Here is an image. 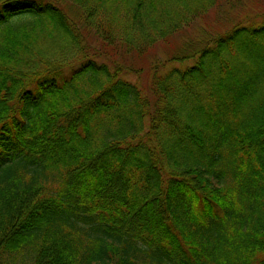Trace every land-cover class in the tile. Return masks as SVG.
I'll return each instance as SVG.
<instances>
[{
    "label": "trees",
    "instance_id": "trees-1",
    "mask_svg": "<svg viewBox=\"0 0 264 264\" xmlns=\"http://www.w3.org/2000/svg\"><path fill=\"white\" fill-rule=\"evenodd\" d=\"M65 1L0 0V264H264V0Z\"/></svg>",
    "mask_w": 264,
    "mask_h": 264
},
{
    "label": "rangeland",
    "instance_id": "rangeland-1",
    "mask_svg": "<svg viewBox=\"0 0 264 264\" xmlns=\"http://www.w3.org/2000/svg\"><path fill=\"white\" fill-rule=\"evenodd\" d=\"M62 1H64V0H62ZM68 2V0H66L64 3H67ZM75 9H77L76 7H74ZM85 13V12H84ZM86 14V13H85ZM83 19H86V17H85V15H83V17H82ZM190 63H192V61H190L189 62V64ZM174 65H184L183 63H174ZM130 80H132V81H134V82H139V83H141V78H142V80L143 81H145V79L143 78V77H140V76H138V75H135V74H129L128 76H127Z\"/></svg>",
    "mask_w": 264,
    "mask_h": 264
}]
</instances>
